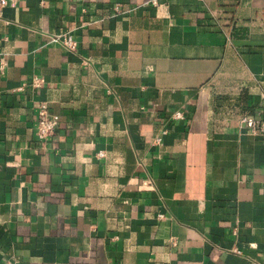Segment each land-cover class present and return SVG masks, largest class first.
<instances>
[{
	"label": "crops",
	"instance_id": "obj_1",
	"mask_svg": "<svg viewBox=\"0 0 264 264\" xmlns=\"http://www.w3.org/2000/svg\"><path fill=\"white\" fill-rule=\"evenodd\" d=\"M0 264H264V0L1 6Z\"/></svg>",
	"mask_w": 264,
	"mask_h": 264
},
{
	"label": "built area",
	"instance_id": "obj_2",
	"mask_svg": "<svg viewBox=\"0 0 264 264\" xmlns=\"http://www.w3.org/2000/svg\"><path fill=\"white\" fill-rule=\"evenodd\" d=\"M14 0H0V7L5 3H12ZM149 4L152 6L157 5V0H148ZM116 5L113 6V9ZM59 43L67 51L74 52L76 50V42L71 38L70 35H65L59 39ZM43 82V77L38 74H32L28 80V85L32 88H37ZM18 89L22 88V85L17 86ZM167 121L177 120L183 118V111L181 109H172L167 112L165 116ZM58 115L51 112L47 108V103L45 100H38L35 108V118H34V132L38 141L41 143L50 137L53 133L54 127L57 123ZM240 121L243 122L252 132H257L261 129V124L258 119L252 116H242ZM167 131L166 127H162L160 133L153 137L154 142H159L163 134ZM97 155H101L102 151H97Z\"/></svg>",
	"mask_w": 264,
	"mask_h": 264
}]
</instances>
